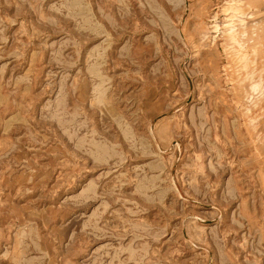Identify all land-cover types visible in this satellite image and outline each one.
I'll return each mask as SVG.
<instances>
[{"label": "rangeland", "instance_id": "obj_1", "mask_svg": "<svg viewBox=\"0 0 264 264\" xmlns=\"http://www.w3.org/2000/svg\"><path fill=\"white\" fill-rule=\"evenodd\" d=\"M0 264H264V0H0Z\"/></svg>", "mask_w": 264, "mask_h": 264}, {"label": "bare ground", "instance_id": "obj_2", "mask_svg": "<svg viewBox=\"0 0 264 264\" xmlns=\"http://www.w3.org/2000/svg\"><path fill=\"white\" fill-rule=\"evenodd\" d=\"M226 26H227V27H231V26H232V22H228ZM226 26H225V27H226ZM216 30H217V29H216ZM227 30H228V29H227Z\"/></svg>", "mask_w": 264, "mask_h": 264}]
</instances>
